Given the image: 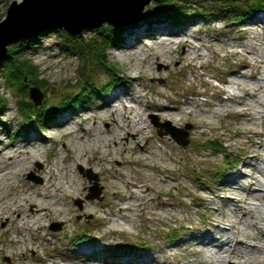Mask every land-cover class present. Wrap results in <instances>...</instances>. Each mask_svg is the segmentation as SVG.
Instances as JSON below:
<instances>
[{
    "label": "rangeland",
    "instance_id": "rangeland-1",
    "mask_svg": "<svg viewBox=\"0 0 264 264\" xmlns=\"http://www.w3.org/2000/svg\"><path fill=\"white\" fill-rule=\"evenodd\" d=\"M10 1L0 0V13ZM209 1L172 0L191 16L176 13L179 21L160 17L150 28H145L143 19L128 24L130 27L122 29V41L105 53L106 69L96 59H85L83 65L82 58L57 33L32 41L30 57L39 70L42 80L37 84L43 92L36 106L44 110L62 93L79 91L76 82L84 67L89 83L84 88L87 98L83 106L64 108L50 118L47 114L32 115L25 129L20 125L25 117L17 108L14 88L1 82L6 105L0 114V173L8 171L12 175H0V196L17 201L19 192H23L25 200L40 190V174L43 176L47 169L57 178L55 185L64 186L63 173L69 168L79 180L71 186L76 195L68 203L74 212L69 213L67 225L43 217V226L38 229L35 224L15 226L11 221L15 215L9 214L7 219L3 214L0 264H191L193 250L202 248L199 242L214 219L230 213L232 205L226 204L229 201L224 195L249 197L233 186L249 185L253 176L262 180L257 168L264 169V23L253 21L264 12L257 11L242 24L226 25L217 20ZM154 3L151 0L146 4L143 14L151 7L156 11L159 6ZM192 9L202 13L193 14ZM103 24L107 23L85 29L82 34L96 37L93 30ZM162 31L175 34L159 36ZM187 31L193 35L186 36ZM185 38L192 47L178 43ZM160 40L170 42L163 50V59L154 56L165 43ZM184 51L186 57L179 60ZM235 80L247 84L249 95L235 86ZM107 83L104 93L98 95L96 89ZM27 84L25 81L23 86ZM125 90L144 95L130 99L121 93ZM113 94H120V99L145 121L147 127L137 136L120 130V124H116L120 116L113 114L112 118L109 109L101 108L104 99ZM26 96L23 99L30 108L32 101ZM158 103L172 106L165 111L171 119L162 118ZM189 109L192 114H186ZM180 111L184 113L176 115ZM62 115L71 119L60 125L58 118L63 119ZM150 115L158 123L167 122L176 128L189 125L187 144L181 146L162 134L163 128L155 127ZM69 123L74 127L66 135L63 130ZM37 133L46 139L44 149L35 156L33 145L24 141ZM97 133L98 142L91 140ZM213 141L221 147L213 146ZM14 144L20 150L24 148L23 161L22 151L14 153ZM65 149L68 158H64ZM6 151L14 153L12 159L4 154ZM77 157L81 164H76ZM236 160L238 163L232 165ZM242 169L250 176L242 184H232L229 178ZM85 170L94 173L96 179L89 181ZM221 170L226 175L214 180L213 174ZM30 172L38 180L28 179ZM94 186L99 189L98 198H86L88 189ZM76 199H80V207ZM252 203L255 208L251 216H245L249 223L264 212L258 195ZM20 206L22 212L29 208L23 200ZM51 222H58L59 229H49ZM238 227L243 224L238 223ZM19 229L21 234L16 232ZM175 231L176 239L171 242L169 235ZM132 243L135 247L125 253L105 252Z\"/></svg>",
    "mask_w": 264,
    "mask_h": 264
},
{
    "label": "bare ground",
    "instance_id": "bare-ground-1",
    "mask_svg": "<svg viewBox=\"0 0 264 264\" xmlns=\"http://www.w3.org/2000/svg\"><path fill=\"white\" fill-rule=\"evenodd\" d=\"M257 23H264V16L258 15L254 20ZM159 33V36H164L166 34H175V33H164L163 31ZM164 34V35H163ZM184 34V33H183ZM191 31L186 32V36H192ZM176 36V35H175ZM161 38V37H159ZM163 40H160L161 43ZM165 42V41H163ZM168 43H163L164 45L160 47V52L155 54L154 56L160 59H163L164 53L163 50L167 49ZM183 47H192L190 46V42L185 38L183 40H179ZM129 44V43H128ZM187 55V51L183 52V55L180 56V59H184ZM198 57L200 54H196ZM236 87H239L240 90L244 91L245 94L249 95L247 84L239 82L237 80L234 81ZM124 95H127L130 99H134L136 96L138 98H142L144 94L140 93L136 96L132 94L130 91L121 92ZM120 94L109 95L107 99H104L102 103V109H109L110 113H112V118L116 114L118 117L120 116L121 120L117 121L116 124H120L119 128L122 131H126L132 136H137L138 132L142 131L147 127L145 121L140 118L139 115L133 113L136 109H132L131 106L125 104L119 97ZM115 100V101H114ZM139 100V99H138ZM118 102L119 105H116ZM159 111H163L162 118L171 119L170 114L165 111L171 110L172 106H168L166 104H157ZM186 114H192V110H186ZM184 113V111H180L176 115H180ZM59 114V113H58ZM114 114V115H113ZM78 115V114H77ZM132 115V116H131ZM63 119L58 118V123L63 125V123H68L71 119L69 116L66 118L62 115ZM86 118V117H85ZM115 120H113L114 122ZM76 123V122H75ZM73 123V124H75ZM70 124V123H69ZM74 125L70 124L63 130V133L68 135L73 131ZM32 131H36L33 130ZM37 132V131H36ZM93 141L96 140L98 142V133L94 134L91 137ZM113 138H116L115 136ZM136 138V137H135ZM46 137L42 134L37 133V135H32L28 139L24 141L28 145H33L32 152L38 155L41 150L44 149ZM33 141V143L31 142ZM108 139L106 140L105 147H108L107 144ZM114 145L116 146V139L113 140ZM37 144V145H36ZM40 145V146H38ZM23 147V145H22ZM15 148L14 153H19L22 151V161L24 153L22 150L16 147V144L13 145ZM141 150H144L143 146L140 147ZM3 151V150H1ZM66 154L64 158H68L69 154H67V149H65ZM8 154V158L12 159L13 152L6 151L4 154ZM38 153V154H37ZM258 154V153H257ZM61 160V156H59ZM247 163H249L247 161ZM76 164H81L80 158H76ZM231 167V166H230ZM257 167L253 166V169L256 170ZM263 170V171H262ZM225 172V171H224ZM257 172L262 176V180L253 176L250 177V184L245 186H233V189H243L249 197H239L234 195H224L225 200L229 201L226 204L232 205L229 206V214H220L217 216V219H214L212 222V228H210L206 233V236L199 242L202 246L201 249H194L193 254L194 258L192 259L193 264H264V212L259 214L258 219H253L251 223L245 218V216L250 217L251 211L255 208V205L252 203V199L257 197L261 198V201L264 203V169L257 168ZM45 173V175H44ZM42 177V182L39 184V191L35 192V194L27 196L26 199L22 197L23 192H19L18 200H3L0 196V219L3 217H9V214L15 215L11 221L15 226L19 224L22 226L26 224L27 227L36 225V228H41L43 226V217L48 218L50 221H62L63 224L67 225L70 221L69 213L74 212V207L69 205V200H72L75 197L71 190V186L76 181H78V177L73 175L72 170L69 168L63 173L64 186L55 185L56 177L50 174L49 169L44 171ZM224 176L226 172L223 173ZM0 175L2 177H9L12 175L8 171L1 172ZM249 173H246L244 169L240 170L239 173H235L229 178V181L234 184V182H241L246 180L249 177ZM258 184L262 185L263 188L257 186ZM133 186V185H132ZM36 187H34L35 189ZM232 189V190H233ZM145 190H148V187H145ZM24 201L29 205L25 211L22 212V206H20V201ZM11 204V205H10ZM126 206V205H125ZM264 208V204H263ZM7 213V216H6ZM238 223H242L243 227H238ZM252 227V231L248 232V229ZM22 230H16L17 233H22ZM17 241V239L15 240ZM191 263V264H192Z\"/></svg>",
    "mask_w": 264,
    "mask_h": 264
},
{
    "label": "trees",
    "instance_id": "trees-1",
    "mask_svg": "<svg viewBox=\"0 0 264 264\" xmlns=\"http://www.w3.org/2000/svg\"><path fill=\"white\" fill-rule=\"evenodd\" d=\"M172 0L164 1V2H155L154 4L159 6L156 11H153V7L149 8L145 13L144 17L142 18V23L145 28H150L149 26L151 23L155 22L154 20L163 17L164 19L169 20H176L179 19L175 18V14L179 13L184 17L191 16L190 13L182 11L180 5L178 3L172 2ZM217 1V3L215 2ZM210 6H214V12L217 13L218 19L222 21L224 24H242L244 20H250L256 14L257 11L264 12V0H210ZM230 2V3H229ZM197 8V7H196ZM191 13L193 14H201L202 11L197 9ZM182 13V14H180ZM184 13V14H183ZM4 16V13H0V20ZM161 19V18H160ZM139 23H136L137 25ZM130 25H123V26H115L111 24H103L99 28L93 30L96 32V37L93 34L90 37H85L82 33L80 34H69L62 28H46L39 31L37 34H31L25 39H19L17 42L9 45L7 47V53L5 57L0 60V89L4 84H7L8 87L14 88L15 90V99L16 105L19 110V113L23 115L25 118L20 122V125H23L22 128H27V124L30 126V116L35 115L39 117L40 114H47L48 118L56 113H60V110H64V108H70L71 110H75L77 105H84V100L86 97L84 88L88 86L89 83H86L87 77L85 76L87 72H85V67L79 70V78L77 79L76 86L80 89L79 91H74L72 93L64 92L62 93L55 104L48 105L45 107L44 110H40L38 106H35L32 102H30L29 106L32 108L30 112V108L25 105L27 102L23 98L27 97L28 90L26 92V88L29 89L30 86H36L41 89L40 86L37 84V80L41 81L40 73L37 67L33 64L32 59L30 57V50L33 48L31 43L33 40H37L38 36H42L45 34L57 33L62 40H66L67 46L77 55L79 58H82L83 65L84 60L90 61L92 59H96L97 62H100L102 67L106 69L109 68L108 63L104 60V56L107 50L112 48L114 45L122 41L121 33L122 29L128 28ZM86 64H88L86 62ZM111 77V76H110ZM110 79H113L112 77ZM28 84L23 86L24 82ZM110 83V82H109ZM86 84V85H85ZM85 85V86H84ZM107 84H105L102 90L96 89L98 95L104 93L105 89L107 88ZM26 87V88H25ZM102 90V91H101ZM43 94V92L40 90ZM88 103V102H87ZM6 105V98L2 95L0 91V114ZM32 106V107H31ZM22 119V117H21ZM21 128V129H22ZM213 146H217L220 148L221 146L219 143L217 144L215 141L212 142ZM238 160L231 161L232 165H236ZM220 173L216 175L213 174L214 180L221 175H223V171H219ZM87 232H83V236L87 238L89 235H86ZM177 232H172L169 235V240L175 241ZM76 239H81V237L77 236ZM135 247V245L130 244L127 246L119 245L115 249H105V252H112V253H125L129 251L131 248Z\"/></svg>",
    "mask_w": 264,
    "mask_h": 264
},
{
    "label": "water",
    "instance_id": "water-1",
    "mask_svg": "<svg viewBox=\"0 0 264 264\" xmlns=\"http://www.w3.org/2000/svg\"><path fill=\"white\" fill-rule=\"evenodd\" d=\"M151 0H11L7 5L4 16L0 20V60L6 53L7 47L19 39H25L31 34L52 27L62 28L69 34H80L85 29H90L107 23L115 26L134 24L142 19L143 7ZM162 2L165 0H153ZM115 17V18H114ZM28 97L36 106L39 105L42 93L36 86H30ZM151 123L155 127L163 128L164 135H169L177 144L185 146L188 142L187 130L176 128L169 123H158L156 117L151 116ZM158 135H161L157 131ZM82 173L81 166L78 167ZM86 178L91 181L96 175L85 170ZM26 177L36 181L33 173ZM86 198H98V187H90ZM75 202L80 207V199ZM58 222H51L49 229H59Z\"/></svg>",
    "mask_w": 264,
    "mask_h": 264
}]
</instances>
